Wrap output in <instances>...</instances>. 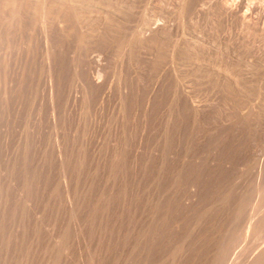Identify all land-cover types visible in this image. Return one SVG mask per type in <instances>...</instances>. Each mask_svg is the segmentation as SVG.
Masks as SVG:
<instances>
[{"label":"rangeland","instance_id":"374dc122","mask_svg":"<svg viewBox=\"0 0 264 264\" xmlns=\"http://www.w3.org/2000/svg\"><path fill=\"white\" fill-rule=\"evenodd\" d=\"M210 5V0H0V264H114L117 255L120 264L140 256L147 262L140 264L255 263L264 233L249 236L256 229L247 226L260 218L253 211L264 218V100L257 105L264 57L239 27L219 25ZM241 78L249 79L251 89L242 104L227 86ZM245 108L250 112L229 134L227 119ZM227 145L242 155L233 157Z\"/></svg>","mask_w":264,"mask_h":264},{"label":"bare ground","instance_id":"6f19581e","mask_svg":"<svg viewBox=\"0 0 264 264\" xmlns=\"http://www.w3.org/2000/svg\"><path fill=\"white\" fill-rule=\"evenodd\" d=\"M211 1V8H212V14H214V16H215V18L220 22L219 23V25H221V26H225V25H230V28H232L233 26H235L236 28H238L239 27V29H240V32H242V34H243V37L245 38L244 40H246V41H248V42H250V40L251 39H253V42L252 43H254V44H256V46L258 47V53L259 52H261V55H262V57H264V0H210ZM208 8V7H207ZM134 12V11H133ZM43 17V16H42ZM41 17V18H42ZM44 19V18H43ZM213 20V19H212ZM105 21V20H104ZM214 21V20H213ZM107 22V21H106ZM211 22V21H210ZM211 23H215V22H211ZM210 24V23H209ZM106 25V24H105ZM214 25H216L215 27H213V28H215V30L217 31L218 29L220 30V28H218V27H220V26H217V24H214ZM212 26V25H211ZM212 28V27H211ZM228 28V27H227ZM226 28V29H227ZM223 29H225V28H223ZM233 29V28H232ZM215 30H214V32H215ZM228 30V29H227ZM226 30V31H227ZM107 31V30H106ZM212 31H213V29H212ZM222 31V30H221ZM234 31V30H233ZM223 32V31H222ZM235 32H237L236 31V29H235ZM239 32V33H240ZM213 33V32H212ZM229 33V32H228ZM213 34H215V33H213ZM218 34V33H217ZM216 35V34H215ZM214 35V36H215ZM222 34L220 33V36H221ZM223 35H224V32H223ZM226 35V34H225ZM224 35V36H225ZM232 35V34H231ZM236 35V34H235ZM219 36V35H218ZM5 38V37H4ZM214 38V37H213ZM240 37H238V39L237 40H239V43H240V39H239ZM211 39V38H210ZM218 39H221V38H218ZM223 39V38H222ZM234 41V40H233ZM246 41L244 42V43H246ZM238 42V41H237ZM242 42H243V40H242ZM11 43V42H10ZM14 43V42H13ZM251 43V42H250ZM230 44V43H229ZM12 45H14V44H12ZM11 45V46H12ZM243 45V44H242ZM246 45V44H245ZM251 45V44H250ZM249 45V46H250ZM253 45V44H252ZM211 46V45H210ZM240 46V45H239ZM254 46V45H253ZM255 46V47H256ZM18 47V46H17ZM218 47V46H217ZM244 47H246V46H243V48ZM242 48V47H241ZM249 48V47H248ZM251 48V47H250ZM249 48V49H250ZM256 50H257V48H255ZM216 50V49H215ZM242 50V49H241ZM13 51H15V49L13 50ZM16 51H17V49H16ZM244 51H247L246 50V48L244 49ZM243 51V52H244ZM12 52V51H11ZM225 52V51H224ZM216 53V52H215ZM219 53V52H218ZM251 53V52H250ZM244 54H245V52H244ZM248 54V53H247ZM11 55V54H10ZM111 55V54H110ZM227 57H229V56H227ZM125 59V58H124ZM48 60V59H47ZM59 60V59H58ZM215 60V59H214ZM213 60V61H214ZM227 62V61H226ZM19 63V62H18ZM238 63H240V59H238ZM237 63V64H238ZM242 63H243V61H242ZM257 63V62H256ZM241 64V63H240ZM244 64V63H243ZM12 65V64H11ZM242 65V64H241ZM18 66V65H17ZM8 67V66H7ZM22 67V66H21ZM62 67V66H61ZM237 67V66H236ZM242 68V67H241ZM247 68V67H246ZM263 68H264V65H263ZM243 69H245V68H243ZM219 70H220V68H219ZM229 70V69H228ZM246 70V69H245ZM252 70V69H251ZM217 71V70H216ZM11 72V71H10ZM98 72V71H97ZM182 71H180V73H181ZM210 72H212V70H210ZM240 72V71H239ZM243 72V70L241 71V73ZM246 72H247V70H246ZM256 72V71H255ZM27 73V72H26ZM81 73V72H80ZM183 74H184V72H182ZM181 73V74H182ZM2 74V73H1ZM192 74H194V73H192ZM221 74V73H220ZM223 74V73H222ZM231 74H232V72H231ZM262 74V73H261ZM225 75V74H224ZM244 75V74H243ZM246 75H247V73H246ZM184 76V75H183ZM207 76V75H206ZM231 76V75H230ZM233 76V75H232ZM231 76V77H232ZM240 77L242 76V75H239ZM250 76V75H249ZM244 77H246L245 75H244ZM195 78V77H194ZM209 78H210V76H209ZM232 78H234V77H232ZM248 77H246V79H247ZM201 79V78H200ZM213 79V78H212ZM228 79H229V77H228ZM260 79V78H259ZM76 80V79H75ZM181 80V79H180ZM249 80V79H248ZM248 80H245V79H243V78H241L240 79V81L239 82H233V79H231V80H229V83H227V86H229V89H228V92H229V95H230V97L232 98L233 97V94L235 93V92H238V94H235V96L237 97V100H238V103H241L242 101H245V98H244V95H243V93L244 92H248L249 93V91H251V89L249 88V85H248ZM52 81V80H51ZM195 81V80H194ZM199 81V80H198ZM183 83V82H182ZM195 83V82H194ZM257 83H258V81H257ZM260 83V82H259ZM8 84V83H7ZM192 84H193V82H192ZM195 84H197V83H195ZM199 84V83H198ZM197 84V85H198ZM187 85V84H186ZM200 85V84H199ZM56 86V85H55ZM104 86V85H103ZM199 87V86H198ZM179 88H180V86H179ZM178 88V89H179ZM183 88V87H182ZM185 88V87H184ZM190 88H192V87H190ZM216 88V87H215ZM260 88H264V76H263V78H262V83H261V87ZM26 89V88H25ZM187 89V88H186ZM24 90V89H23ZM192 90V89H191ZM205 90V89H204ZM212 90V89H211ZM259 90V89H258ZM26 92V91H25ZM198 92V91H197ZM196 92V93H197ZM204 92V91H203ZM214 92V91H213ZM254 92V91H253ZM253 92H251V93H253ZM200 94V93H199ZM227 94V93H226ZM51 95H52V93H51ZM176 95V94H175ZM197 95V94H196ZM248 95V94H247ZM13 96V95H12ZM177 96V95H176ZM220 96V95H219ZM9 97V96H8ZM49 97V96H48ZM54 97V96H53ZM195 97V96H194ZM196 97H198V96H196ZM224 97V96H223ZM226 97V96H225ZM7 98V97H6ZM51 98V97H50ZM118 98V97H117ZM257 98H259V99H257V105H258V101H259V104L260 103H262V100H264V90L262 91V92H259V94H258V96H257ZM10 99V98H9ZM178 99V98H177ZM221 99V98H220ZM223 99H225L226 100V98H223ZM223 99H221V100H223ZM256 99V98H255ZM254 99V100H255ZM12 100V99H11ZM49 100H51V99H49ZM118 100V99H117ZM116 100V101H117ZM37 101V100H36ZM35 101V102H36ZM213 101V100H212ZM227 102H228V100H226ZM225 101V102H226ZM14 102V101H13ZM32 102V101H31ZM55 102V101H54ZM57 102V101H56ZM178 102V101H177ZM181 102V101H180ZM183 102V101H182ZM255 102V101H254ZM264 102V101H263ZM27 103V102H26ZM60 103V102H59ZM36 104H38V103H36ZM52 104H54V103H52ZM70 104H72V103H70ZM223 104V103H222ZM242 104V103H241ZM240 104V105H241ZM245 104V103H244ZM250 104V103H249ZM256 104V103H255ZM49 105V104H48ZM57 105V104H56ZM55 104H54V107L56 106ZM180 105V104H179ZM218 105V104H217ZM261 105V104H260ZM264 105V104H263ZM262 105V106H263ZM10 106V105H9ZM188 106V105H187ZM255 106V105H254ZM38 107V106H37ZM213 107V106H212ZM256 107V106H255ZM261 107V106H260ZM264 107V106H263ZM262 107V108H263ZM15 108H17V107H15ZM185 108V107H184ZM217 108V107H216ZM226 108V107H225ZM6 109V108H5ZM79 109V108H78ZM220 109V108H219ZM227 110H228V107L226 108ZM1 110V109H0ZM21 110V109H20ZM20 110H19V112H20ZM167 110V109H166ZM178 110V109H177ZM195 110V109H194ZM218 110V109H217ZM224 110V109H223ZM226 110V111H227ZM239 110V111H238ZM248 110V112H250L249 110L250 109H244V110H240V109H236V111H238L236 114H235V116L234 117H232V116H230L228 119H227V121H226V123H227V130H228V133L230 134V132L232 131V130H236V128L235 129H233V127H234V125L236 124V123H238V122H242V117H243V115L245 114V111H247ZM255 110V108H253V111ZM3 111V110H2ZM10 111V113H11V110H9ZM78 111H80V110H78ZM171 111V110H170ZM235 111V112H236ZM261 112H262V110H260ZM59 112V111H58ZM197 112V111H196ZM229 112V111H228ZM256 112V111H255ZM257 112H258V110H257ZM4 113V112H3ZM5 113H6V111H5ZM67 113V112H66ZM189 113H190V111H189ZM211 113H213V112H211ZM262 113H264V112H262ZM25 114V113H24ZM214 114V113H213ZM229 114H230V112L227 114V116H229ZM233 113H231V115H232ZM255 115H256V113H254ZM6 115H7V113H6ZM17 115V114H16ZM68 115V114H67ZM79 115V114H78ZM165 115V114H164ZM163 115V116H164ZM177 115V114H176ZM252 115V114H251ZM262 115V114H261ZM18 116V115H17ZM28 116V115H27ZM38 116H40V115H38ZM74 116V115H73ZM207 116V115H206ZM19 117V116H18ZM52 117V116H51ZM210 117V116H209ZM226 117V116H225ZM246 117V116H245ZM244 117V118H245ZM38 118V117H37ZM172 117H170V119H171ZM200 118V117H199ZM212 118V117H211ZM227 118V117H226ZM251 118H253V117H251ZM260 118H262V117H260ZM20 119V118H19ZM255 119H256V117H255ZM16 120V119H15ZM17 120H18V118H17ZM31 120V119H30ZM244 120V119H243ZM250 120V119H249ZM24 121V120H23ZM199 121H201V120H199ZM208 121V120H207ZM251 121V120H250ZM253 121V120H252ZM259 121V120H258ZM0 122H1V120H0ZM6 122V121H5ZM69 122V121H68ZM79 122V121H78ZM164 122V121H163ZM210 122V121H209ZM220 122V121H219ZM246 121H244V123H245ZM257 122V121H256ZM7 123V122H6ZM5 123V124H6ZM53 123V122H52ZM59 123H61V122H59ZM179 123V122H178ZM183 123V122H182ZM212 123V122H211ZM243 123V124H244ZM250 123V122H249ZM264 123V122H263ZM2 124V123H1ZM24 124V123H23ZM29 124H30V122H29ZM33 124V123H32ZM66 124H67V122H66ZM71 124V123H70ZM175 124V123H174ZM224 124V123H223ZM222 124V126H224ZM243 124H241L242 126H243ZM256 124V123H255ZM258 124H260V123H258ZM17 125V124H16ZM188 125V124H187ZM236 125H238V124H236ZM239 125H240V123H239ZM240 125V126H241ZM245 125H247V124H245ZM32 126V125H31ZM173 126V125H172ZM250 126H251V124H250ZM259 126V125H258ZM258 126H256L257 128H258ZM264 126V125H263ZM14 127H15V125H14ZM29 127H30V125H29ZM32 127H34V126H32ZM40 127V126H39ZM188 127V126H187ZM239 126H237V128H238ZM246 127H248V126H246ZM253 127V126H252ZM251 127V128H252ZM43 128V127H42ZM59 128V127H58ZM183 128V127H182ZM204 128V127H203ZM206 128V127H205ZM213 128V127H212ZM245 128V127H244ZM262 128V127H261ZM260 128V129H261ZM264 128V127H263ZM31 129V128H30ZM168 129V128H167ZM224 129H226V128H224ZM246 129V128H245ZM244 129V130H245ZM254 129V128H253ZM253 129H252V131H253ZM256 129V128H255ZM259 129V128H258ZM60 130V129H59ZM125 130V129H124ZM164 130V129H163ZM239 130V129H238ZM29 131V130H28ZM34 131V130H33ZM39 131V130H38ZM41 131V130H40ZM43 131V130H42ZM225 131V133H226V130H224ZM242 131H243V129H242ZM247 131V130H246ZM251 131V132H252ZM3 132H5V131H3ZM14 132H15V130H14ZM22 132V131H21ZM184 132V131H183ZM186 132V131H185ZM193 132V131H192ZM202 132V131H201ZM236 132V131H235ZM240 132H241V130H240ZM249 132V131H248ZM10 133V132H9ZM38 133V132H37ZM56 133V132H55ZM182 133V132H181ZM191 133V132H190ZM194 133H196V132H194ZM232 133V132H231ZM237 133H239V131H237ZM242 133V132H241ZM243 133H245L244 131H243ZM242 133V134H243ZM247 133V132H246ZM255 133V132H254ZM257 133V132H256ZM12 134V133H11ZM10 134V135H11ZM17 134V133H16ZM115 134V133H114ZM141 134V133H140ZM162 134V133H161ZM184 134V133H183ZM201 134V133H200ZM203 134V133H202ZM228 134V135H229ZM247 134H249V133H247ZM251 134V133H250ZM258 134H260V132L258 133ZM257 134V135H258ZM24 135V134H23ZM80 135V134H79ZM177 135V134H176ZM196 135H198V134H196ZM195 135V136H196ZM226 135V134H225ZM238 135V134H237ZM244 135V134H243ZM256 134H255V137L257 136ZM58 136V135H57ZM73 136V135H72ZM185 136V135H184ZM213 136H215V135H213ZM239 136H241V135H239ZM246 136H248V135H246ZM252 136V135H251ZM260 136H261V134H260ZM12 137V136H11ZM59 137V136H58ZM197 137V136H196ZM195 137V138H196ZM217 136H215V138H216ZM219 137V136H218ZM225 137V136H224ZM233 137H234V135H233ZM195 138H193V139H195ZM220 138H222V137H220ZM239 139L240 138H243V137H238ZM245 138V137H244ZM250 138V137H249ZM259 138V137H258ZM190 139V138H189ZM229 139V138H228ZM228 139H225L226 141L228 140ZM233 139H235V138H233ZM263 139V138H262ZM185 140V139H184ZM200 140V139H199ZM202 140V139H201ZM236 140H237V136H236ZM242 140V139H241ZM246 140H247V138H246ZM245 140V141H246ZM252 140V139H251ZM251 140H249V141H251ZM136 141V140H135ZM213 141V140H212ZM215 141V140H214ZM229 141H231V139L229 140ZM229 141H228V143H229ZM12 142H13V140H12ZM206 142V141H205ZM221 142V141H220ZM236 141H234V143H235ZM241 142V141H240ZM244 142V141H243ZM222 143V142H221ZM238 143V142H237ZM245 143V142H244ZM242 144V145H245V144ZM247 143H249L248 141H247ZM38 144V143H37ZM62 144V143H61ZM76 144V143H75ZM78 144V143H77ZM81 144V143H80ZM172 144V143H171ZM170 144V145H171ZM174 144V143H173ZM178 144V143H177ZM224 144V143H223ZM226 144H227V142H226ZM229 144H232L233 145V142L232 143H229ZM239 144V143H238ZM238 144L236 145V147L238 146ZM250 144H251V142H250ZM22 145H24V144H22ZM183 145H184V143H183ZM195 145V144H194ZM218 145V144H217ZM220 145V144H219ZM249 144H247V146H248ZM21 146V145H20ZM32 146H33V144H32ZM79 146V145H78ZM172 146V145H171ZM170 146V147H171ZM180 146V145H179ZM226 146V145H225ZM231 145H227V147L229 148L228 150H230V147ZM240 146V145H239ZM246 146V147H247ZM15 147V146H14ZM43 147V146H42ZM65 147V146H64ZM244 146H242V149L245 151V149L243 148ZM264 147V146H263ZM44 148V147H43ZM191 148V147H190ZM194 148V147H193ZM196 148V147H195ZM195 148H194V150H195ZM199 148V147H198ZM234 148H235V145H234ZM240 148V147H239ZM79 149V148H78ZM172 149V148H171ZM174 149V148H173ZM226 149V148H225ZM9 150V149H8ZM193 150V149H192ZM191 150V151H192ZM232 150V149H231ZM230 150V151H231ZM240 150V149H239ZM20 151H22V150H20ZM48 151V150H47ZM87 151V150H86ZM166 151V150H165ZM174 151V150H173ZM199 151V150H198ZM212 151H214V149H212ZM223 151V150H222ZM237 151V149H235V152ZM258 151V150H257ZM178 152H180V151H178ZM185 152V151H184ZM193 152V151H192ZM216 152V151H215ZM229 152V151H228ZM240 152V151H239ZM262 152V151H261ZM69 153V152H68ZM112 153V152H111ZM200 153V152H199ZM202 153V152H201ZM203 153H205V152H203ZM207 153H209V152H207ZM232 153H233V157H235L234 155H237L238 153L236 152L235 154H234V151L232 150ZM256 153V152H255ZM11 154V153H10ZM37 154V153H36ZM35 154V155H36ZM66 154V153H65ZM139 154V153H138ZM169 154V153H168ZM167 154V155H168ZM183 154V153H182ZM216 154V153H215ZM246 154V153H245ZM244 154V155H245ZM249 154V153H248ZM259 154V153H258ZM61 155H62V153H61ZM171 155V154H170ZM175 155V154H174ZM197 155V154H196ZM214 155V154H213ZM242 155V154H241ZM240 154H238L237 156H241ZM243 155V156H244ZM251 155V154H250ZM249 155V156H250ZM261 155V154H260ZM64 156V155H63ZM160 156V155H159ZM173 156V155H172ZM242 156V157H243ZM258 156V155H257ZM31 157V156H30ZM198 157V156H197ZM217 157V156H216ZM245 157H247V155L245 156ZM252 157V156H251ZM263 157V156H262ZM261 157V158H262ZM65 158V157H64ZM151 158V157H150ZM191 158V157H190ZM210 158V157H209ZM237 158V157H236ZM244 158V157H243ZM254 158V157H253ZM253 158H252V160H253ZM26 159V158H25ZM47 159V158H46ZM59 159H60V157H59ZM62 159V158H61ZM116 159V158H115ZM146 159V158H145ZM162 159H164V158H162ZM182 159H183V157H182ZM204 159V158H203ZM220 160H222L221 159V157L219 158ZM245 159V158H244ZM247 159L249 160V157H247ZM255 159V158H254ZM257 159V158H256ZM255 159V160H256ZM42 160V159H41ZM45 160V159H44ZM150 160V159H149ZM189 160V159H188ZM201 160V159H200ZM206 160V159H205ZM215 160H217V159H215ZM30 161V160H29ZM66 161V160H65ZM64 161V162H65ZM225 161H227V159L225 160ZM243 161V162H242ZM241 161V163L243 164L244 163V160H242ZM247 161V160H246ZM260 161H262V160H260ZM259 160H258V162H260ZM48 162V161H47ZM64 162H62V163H64ZM159 162V161H158ZM157 162V163H158ZM178 162V161H177ZM239 162V161H238ZM238 162H236V163H238ZM253 162H254V160H253ZM145 163V162H144ZM163 163V162H162ZM176 163V162H175ZM192 163V162H191ZM210 163V162H209ZM220 163V162H219ZM228 163V162H227ZM232 163V162H231ZM179 164V163H178ZM177 164V165H178ZM190 164V163H189ZM201 164V163H200ZM203 164V163H202ZM222 164V163H221ZM225 164V163H224ZM107 165V164H106ZM160 165V164H159ZM230 166L232 165V164H229ZM179 166V165H178ZM182 166V165H181ZM204 166V165H203ZM206 166V165H205ZM210 166V165H209ZM238 166V165H237ZM236 166V167H237ZM239 166H241V165H239ZM248 165H246V167H247ZM260 166V165H259ZM263 166V165H262ZM13 167V166H12ZM15 167V166H14ZM32 167V166H31ZM159 167V166H158ZM243 166H241L240 168H242ZM38 168V167H37ZM50 168V167H49ZM160 168V167H159ZM162 168V167H161ZM163 168H164V166H163ZM185 168V167H184ZM225 168V167H224ZM223 168V169H224ZM249 168V167H248ZM257 168H258V166H257ZM261 168V166L259 167V169ZM5 169V168H4ZM10 169V168H9ZM171 169V168H170ZM227 169V168H226ZM233 169V168H232ZM16 170V169H15ZM178 170V169H177ZM177 170H175V171H177ZM187 170V169H186ZM200 170H201V168H200ZM207 170H208V168H207ZM237 170V169H236ZM239 170H242V169H239ZM238 170V171H239ZM244 170V169H243ZM246 170V169H245ZM253 170V169H252ZM258 170V169H257ZM172 171V170H171ZM174 171V170H173ZM192 170H190V172H191ZM202 171V170H201ZM231 171V170H230ZM237 171V172H238ZM247 171V170H246ZM9 172V171H8ZM12 172V171H11ZM17 172V170L15 171V173ZM37 172V171H36ZM46 172V171H45ZM189 172V171H188ZM232 172V171H231ZM234 172H236L235 171V169H234V171L232 172V173H234ZM237 172L236 173H234V174H237ZM240 172V171H239ZM245 172V171H244ZM259 172V171H258ZM1 173V172H0ZM3 173V172H2ZM10 173V172H9ZM192 173V172H191ZM194 173V172H193ZM199 173V172H198ZM205 173V172H204ZM228 173V172H227ZM181 174V173H180ZM9 175V174H8ZM17 175V174H16ZM197 175V174H196ZM228 175V174H227ZM245 175V174H244ZM248 175V174H247ZM247 175H245V176H247ZM19 176V175H18ZM67 176V175H66ZM199 176V175H198ZM201 176V175H200ZM205 176H206V174H205ZM225 176H226V174H225ZM225 176H223L224 178H225ZM237 176V175H236ZM236 176H234V177H236ZM239 176V175H238ZM238 176H237V179H238ZM7 177H9V176H7ZM176 177H177V175H176ZM233 176L230 178V177H228V178H230L231 180L234 178ZM242 177H244V176H242ZM13 178V177H12ZM49 178V177H48ZM75 178V177H74ZM250 178V177H249ZM140 179V178H139ZM206 179H207V177H206ZM230 179H228V181L229 182H231L230 181ZM245 179H247L246 177H245ZM24 180V179H23ZM49 180V179H48ZM183 180V179H182ZM210 180V179H209ZM217 180V179H216ZM215 180V181H216ZM224 180V179H223ZM225 180H227L226 178H225ZM234 180V179H233ZM244 180V179H243ZM261 180V179H260ZM15 181H16V179H15ZM65 181V180H64ZM111 181V180H110ZM159 181V180H158ZM170 181H172V180H170ZM214 181V182H215ZM1 182V181H0ZM9 182V181H8ZM19 182V181H18ZM72 182V181H71ZM134 182V181H133ZM200 182V181H199ZM233 182H235V184H236V181L234 180ZM2 183V182H1ZM148 183V182H147ZM168 183V182H167ZM187 183V182H186ZM224 183V182H223ZM226 183H227V181L223 184V186H226ZM238 184H239V180H238V182H237ZM243 183V182H242ZM251 183V182H250ZM249 183V184H250ZM22 184V183H21ZM41 185H42V182L40 183ZM165 184V183H164ZM228 184H230V183H228ZM227 184V185H228ZM235 184H233V185H235ZM244 184H245V180H244ZM3 185V184H2ZM134 185V184H133ZM232 185V184H231ZM232 185V186H233ZM237 185V184H236ZM16 186H19V185H16ZM43 186V185H42ZM137 185H135V187H136ZM144 187L146 186V185H143ZM153 186V185H152ZM162 186L163 185H161V188H162ZM165 186V185H164ZM163 186V187H164ZM192 187H193V185H191ZM240 186V185H239ZM242 186H243V184H242ZM241 186V187H242ZM249 186V185H248ZM74 187V186H73ZM138 187V186H137ZM141 187V186H140ZM143 187V188H144ZM154 187V186H153ZM176 187H178V186H176ZM182 187V186H181ZM191 187V188H192ZM214 187H215V185H214ZM229 187V186H228ZM250 188L251 187H253V185L252 186H249ZM5 188V187H4ZM39 188V187H38ZM160 188V189H161ZM216 188V187H215ZM221 188V187H220ZM223 188V187H222ZM249 188V190H251ZM145 189H146V187H145ZM149 189V188H148ZM150 189H151V187H150ZM160 189H158L159 190V192L160 191H163V190H160ZM163 189V188H162ZM179 189H181V188H179ZM227 189V188H226ZM229 189H230V187H229ZM233 189V188H232ZM241 189H243V188H241ZM245 189H247V188H245ZM45 190V189H44ZM137 190V189H136ZM144 190V189H143ZM151 190H154L153 188L151 189ZM165 190V189H164ZM167 190H169V189H167L166 188V190L165 191H167ZM208 190V189H207ZM225 190V189H224ZM223 190V191H224ZM237 190V189H236ZM248 190V189H247ZM253 190V189H252ZM262 190V189H261ZM33 191H34V189H33ZM39 191V190H38ZM109 191V190H108ZM148 191V190H147ZM184 191V190H183ZM195 191V190H194ZM206 191V190H205ZM204 191V192H205ZM226 191V190H225ZM239 191H241V190H239ZM243 191V190H242ZM254 191V190H253ZM66 192V191H65ZM129 192V191H128ZM153 192V191H152ZM173 192V191H172ZM196 192V191H195ZM229 193H231L232 194V191H228ZM234 192V191H233ZM244 192H245V190H244ZM247 192V191H246ZM257 192V191H256ZM23 193H24V191H23ZM43 193V192H42ZM73 192H71V194H72ZM177 193H179V191L177 192ZM216 193V192H215ZM228 193V194H229ZM260 193V192H259ZM25 194V193H24ZM155 194V193H154ZM157 194V193H156ZM174 194H175V192H174ZM194 194V193H193ZM224 194V193H223ZM227 194V193H226ZM241 194V193H240ZM239 194V195H240ZM31 195V194H30ZM153 195V194H152ZM167 195V194H166ZM169 195V194H168ZM218 195V194H217ZM216 195V196H217ZM225 195V194H224ZM232 195H234V194H232ZM263 195H264V193H263ZM263 195H262V197H263ZM72 196V195H71ZM206 196V195H205ZM243 196V195H242ZM33 197V196H32ZM134 197V196H133ZM207 197V196H206ZM218 197V196H217ZM225 197H227V195L225 196ZM236 197H237V195H236ZM240 197H241V195H240ZM244 197V196H243ZM242 197V198H243ZM258 197H260V196H258ZM257 197V198H258ZM262 197H260L259 199H261ZM162 198H164V197H162ZM229 199H230V197H228ZM235 197L233 196V199H234ZM264 198V197H263ZM134 199H136V198H134ZM169 199H170V196H169ZM173 199V198H172ZM176 199V198H175ZM223 199V198H222ZM224 199H226V198H224ZM224 199H223V201H224ZM251 199V198H250ZM255 199V198H254ZM47 200V199H46ZM179 200V199H178ZM185 200V199H184ZM209 200V199H208ZM236 200V199H235ZM244 200V199H243ZM241 201V203H243L244 201H246V202H244V204L246 205L247 204V200H246V197H245V200L244 201ZM264 200V199H263ZM71 201V200H70ZM226 201H227V199H226ZM230 201V200H229ZM239 201H240V199H239ZM238 201V202H239ZM257 201V200H256ZM1 202V201H0ZM68 202V201H67ZM74 202V201H73ZM136 202V201H135ZM177 202V201H176ZM187 202V201H186ZM206 202V201H205ZM231 202V201H230ZM238 202L236 203L237 205H238ZM248 202H249V200H248ZM3 203V202H2ZM80 203V202H79ZM133 203H134V201H133ZM147 203V202H146ZM171 203V202H170ZM175 203V202H174ZM179 203V202H178ZM188 203V202H187ZM223 204H224V202H222ZM241 203H239V204H241ZM249 203H251V202H249ZM254 203H255V201H254ZM260 203V202H259ZM1 204V203H0ZM19 204V203H18ZM150 204V203H149ZM169 204V203H168ZM167 204V205H168ZM180 204V203H179ZM192 203L190 202V205H191ZM235 204V205H236ZM243 204V207L245 206ZM257 204H258V202H257ZM261 204V203H260ZM45 205V204H44ZM85 205H86V203H85ZM220 205V204H219ZM222 205V204H221ZM225 205V204H224ZM234 205V206H235ZM237 205H236V208H237ZM255 205H256V203H255ZM22 206V205H21ZM56 206V205H55ZM71 206V205H70ZM69 206V207H70ZM146 206H147V204H146ZM173 205L171 204V208H173L172 207ZM181 206V205H180ZM187 206H189V205H187ZM191 206H193V205H191ZM248 206V204L246 205V207ZM253 206V205H252ZM77 207V206H76ZM142 207H144V206H142ZM142 207H141V210H146V209H142ZM149 207V206H148ZM161 207V206H160ZM169 207H170V205H169ZM169 207H167L168 209H169ZM177 207H179L178 205H177ZM182 207V206H181ZM242 206H240V208H241ZM242 207V208H243ZM85 208V207H84ZM127 208H128V206H127ZM130 208H132L131 206H130ZM190 207H188V209H189ZM192 208V207H191ZM205 208V207H204ZM220 208V207H219ZM241 208V209H242ZM174 209V208H173ZM178 209V208H177ZM182 209V208H181ZM214 209V208H213ZM226 209H228V208H226ZM234 210H235V208H233ZM232 209V210H233ZM241 209H239V211H241ZM243 209H245V208H243ZM242 209V210H243ZM130 210V209H129ZM174 210H176V209H174ZM185 210V212H186V208L184 209ZM233 210V211H234ZM237 210V209H236ZM247 211L249 210L250 211V209H246ZM257 210H258V208H257ZM24 211V210H23ZM161 211V210H160ZM173 211V210H172ZM214 211V210H213ZM216 211V210H215ZM247 211H245V214H244V216H246L247 214H246V212ZM253 210H251L250 212H252ZM138 212H140V210H138ZM143 212V211H142ZM167 212V210L165 211V213ZM177 212V211H176ZM181 212V211H180ZM183 212V211H182ZM203 212V211H202ZM209 212H212V211H209ZM208 212V213H209ZM235 212V211H234ZM233 212V213H234ZM243 212V211H242ZM254 212H256V211H253V214L254 215H257L258 217H260L259 219H255L254 220V222H250L249 223V225H248V223H246L248 226L247 227H249L250 228V230H251V228H253L252 230H258V231H253V232H255V233H248V235L249 236H251L252 234H256L257 232H260V229H261V231L264 233V218L262 219L261 218V216H259L258 214H255ZM100 213V212H99ZM141 213V212H140ZM165 213H163V214H165ZM170 213V212H169ZM179 213V212H178ZM226 213V212H225ZM241 213V212H240ZM244 213V212H243ZM243 213L241 214V215H243ZM80 214V213H79ZM146 214V213H145ZM162 214V213H161ZM171 214V213H170ZM215 214V213H214ZM249 214V213H248ZM135 215H137V213L135 214ZM138 215H140V214H138ZM137 215V216H138ZM167 215V214H166ZM224 215V214H223ZM222 215V216H223ZM228 215V213L226 214V216ZM235 215H237V214H235ZM240 215V214H239ZM252 215V214H251ZM144 216V215H143ZM168 216H170L169 214H168ZM168 216H167V218H168ZM216 216V215H215ZM225 216V217H226ZM229 216V215H228ZM250 215H248V219L250 220V217H252L251 219H253L254 217H256V216H250ZM263 216V215H262ZM15 217H16V215H15ZM132 217V216H131ZM140 217V216H139ZM186 217V216H185ZM188 217V216H187ZM211 217V216H210ZM8 218V217H7ZM164 218H166V216L164 217ZM175 218H176V216H175ZM189 218V217H188ZM204 218V217H203ZM230 218H232V217H230ZM230 218H228V219H226V220H229ZM240 218H241V216H240ZM243 218V217H242ZM15 219V218H14ZM181 219V217H179V220ZM182 219H185V218H182ZM211 219V218H210ZM209 219V220H210ZM235 219H236V217H235ZM234 219V220H235ZM239 219V218H238ZM79 220V219H78ZM132 220H133V218H132ZM136 220V219H135ZM142 220V219H141ZM155 220V219H154ZM153 220V221H154ZM164 220V219H163ZM166 220H169V219H166ZM177 220H178V218H177ZM208 220V221H209ZM3 221V220H2ZM10 221V220H9ZM126 221V220H125ZM138 221H140V220H138ZM201 221H203V220H201ZM207 221V222H208ZM216 221V220H215ZM222 221V220H221ZM230 221V220H229ZM233 221V220H232ZM236 221H238L237 219H236ZM136 222V221H135ZM162 222H164V221H162ZM176 222L177 221H175V222H173V223H175L176 224ZM182 222H185V221H182ZM188 222V221H187ZM194 222V221H193ZM213 222V221H212ZM211 222V223H212ZM231 222V221H230ZM243 222V221H242ZM242 222H239V223H241V224H245V222L244 223H242ZM247 222V221H246ZM39 223V222H38ZM80 223V222H79ZM142 223H144V221H142ZM141 222H140V225L142 224ZM158 223V222H157ZM166 223V222H165ZM171 223V222H170ZM169 223V224H170ZM178 223L179 222H177V227L179 226L178 225ZM215 223V222H214ZM232 223V222H231ZM231 223H229V224H231ZM131 224H133L132 222H131ZM137 223H135V225H136ZM148 224V223H147ZM146 223H145V225H147ZM153 224V223H152ZM162 224V223H161ZM167 224V223H166ZM182 224H184V223H182ZM191 223H189V225H190ZM208 224V223H207ZM216 224V223H215ZM228 224V223H227ZM233 224H234V222H233ZM240 224V225H241ZM251 224V225H250ZM76 225V224H75ZM143 225V224H142ZM155 225V224H154ZM160 225V224H159ZM184 225H186L187 226V224H184ZM243 225H241V227H239V225H238V227L239 228H243L244 226ZM12 226V225H11ZM137 226V225H136ZM135 226V227H136ZM173 226V228L175 227L174 225H172ZM229 226V225H228ZM234 226H236L235 224L232 226V227H234ZM155 227V226H154ZM188 227V226H187ZM190 227V226H189ZM213 227V226H212ZM230 227V226H229ZM231 227V228H232ZM247 227H245V229L247 228ZM146 228V227H145ZM153 228V227H152ZM158 228V227H157ZM162 228V227H161ZM168 228H170V227H168L167 226V229ZM179 228V227H178ZM178 228H176L177 230H178ZM238 228V229H239ZM35 229V228H34ZM138 230H140V232H141V229L143 230V228H137ZM167 229L166 228H163V230H165V232H167L168 233V231H167ZM175 229V228H174ZM180 229V228H179ZM194 229H196V228H194ZM193 229V230H194ZM208 229H210V228H208ZM134 231H136L135 230V228L133 229ZM137 230V231H138ZM150 230V229H149ZM170 231H171V228L169 229ZM187 230V229H186ZM192 230V229H191ZM197 230H198V228H197ZM196 230V231H197ZM200 230H202V229H200ZM207 230V229H206ZM223 230V229H222ZM233 230V229H232ZM242 230V229H241ZM249 230V229H248ZM6 231V230H5ZM133 231V232H134ZM160 231V230H159ZM169 231V232H170ZM27 232V231H26ZM130 232V231H129ZM128 232V233H129ZM131 232H132V230H131ZM139 232V231H138ZM147 232V231H146ZM148 232H150V231H148ZM147 232V233H148ZM155 232H156V230H155ZM161 232V231H160ZM180 232V231H179ZM211 232V231H210ZM217 232H219L220 233V231H217ZM248 232V231H247ZM252 232V231H251ZM261 232V233H262ZM2 233V232H1ZM137 232H135V234H136ZM151 233V232H150ZM154 233V232H153ZM171 233V232H170ZM182 233V232H181ZM207 233V232H206ZM205 233V234H206ZM219 233L217 234L218 236H219ZM4 234V233H3ZM131 235H133L132 233H130ZM134 234V235H135ZM144 234V233H143ZM142 234V235H143ZM149 234V233H148ZM147 234V235H148ZM161 234H163V232L161 233ZM175 234H177V232L175 233ZM179 234V233H178ZM184 234V233H183ZM194 234V233H193ZM223 234V233H222ZM245 234H246V231H245ZM29 235V234H28ZM134 235H133V237H134ZM147 235H145V236H147ZM164 235V234H163ZM194 235H196V234H194ZM204 235V234H203ZM210 235H213L212 233L210 234ZM209 235V236H210ZM232 235V234H231ZM247 235V234H246ZM253 235V236H254ZM137 236V235H136ZM138 236H140V235H138ZM145 236H144V238H145ZM185 236V235H184ZM189 236V235H188ZM192 236V235H191ZM198 236V235H197ZM259 236H260V234H259ZM132 237V236H131ZM142 237V236H141ZM164 237H165V235H164ZM164 237H161L162 239L164 238ZM167 237V236H166ZM175 237H176V235H175ZM174 237V238H175ZM183 237V236H182ZM181 237V238H182ZM193 237V236H192ZM203 237V236H202ZM207 237V236H206ZM213 237V236H212ZM225 237V239H227L226 238V235L224 236ZM229 237H230V235H229ZM232 237H233V235H232ZM248 237V236H247ZM261 237V236H260ZM260 237H258V238H260ZM262 237H264V236H262ZM135 238V237H134ZM151 238V237H150ZM158 238V237H157ZM156 238V239H157ZM168 238H170L169 236L167 237V238H165V240L167 239L168 240ZM180 238V239H181ZM187 238V237H186ZM189 238V237H188ZM191 238V237H190ZM216 238H218V237H216ZM215 238V239H216ZM236 238V237H235ZM241 238V237H240ZM3 239V238H2ZM5 239H6V237L4 238V242H5ZM10 239V238H9ZM19 239V238H18ZM21 239V238H20ZM33 239V238H32ZM116 239H118V238H116ZM154 239V238H153ZM161 239V240H162ZM183 239V238H182ZM192 239V238H191ZM212 239H214V238H212ZM233 239V238H232ZM231 239V240H232ZM11 240V239H10ZM9 240V241H10ZM132 240H134V239H132ZM135 240H137V239H135ZM134 240V241H135ZM143 240V239H142ZM146 240V239H145ZM166 240V241H167ZM172 240V239H171ZM188 240V239H187ZM207 240H209L208 239V237H207V239H206V241ZM237 240V239H236ZM243 240H245V239H243ZM242 240V241H243ZM139 241H140V239H139ZM159 241V240H158ZM179 241V240H178ZM194 241V240H193ZM196 241V240H195ZM233 241V240H232ZM242 241H240V239H239V242H242ZM133 242V241H132ZM136 242H138V240L136 241ZM144 242H146V241H144ZM147 242H148V240H147ZM155 242V241H154ZM162 242H165V241H163L162 240ZM177 242V241H176ZM182 242V241H181ZM190 242V241H189ZM205 242V241H204ZM234 242V241H233ZM245 242V241H244ZM119 243V242H118ZM135 243V242H134ZM150 243V242H149ZM170 243H172V241L170 242ZM202 243V242H201ZM37 244V243H36ZM132 244V243H131ZM131 244H130V246H131ZM144 244V243H143ZM151 244V243H150ZM155 244V243H154ZM164 244V243H163ZM184 244V243H183ZM199 245H200V243H198ZM213 244V243H212ZM234 244V243H233ZM239 244V243H238ZM117 245V244H116ZM161 245L162 244H160V247H161ZM175 245V244H174ZM180 245V244H179ZM195 245H197V244H195ZM224 245V244H223ZM232 245V244H231ZM18 246V245H17ZM24 246V245H23ZM133 246H134V244H133ZM138 246H140V245H138ZM147 246H149V245H147ZM158 246V245H157ZM186 246V245H185ZM189 246H191V245H189ZM204 246H206V244L204 245ZM208 246V245H207ZM233 246V245H232ZM241 246V245H240ZM3 247V246H2ZM25 247V246H24ZM103 247V246H102ZM135 247V246H134ZM145 247V246H144ZM150 247V246H149ZM156 247V246H155ZM163 247V246H162ZM165 247H167V246H165ZM169 247V246H168ZM172 247V246H171ZM170 247V248H171ZM177 248H178V246H176ZM188 247V246H187ZM192 247H193V245H192ZM199 247V246H198ZM210 247H212L211 246V244H210V246H209V248ZM219 247V246H218ZM234 247V246H233ZM104 248V247H103ZM141 248V247H140ZM146 248V247H145ZM144 248V249H145ZM148 248V247H147ZM169 248V249H170ZM175 248V247H174ZM182 248V247H181ZM190 248V247H189ZM197 248V247H196ZM231 248V247H230ZM135 249V248H134ZM134 249H133V251H134ZM158 249V248H157ZM173 249V248H172ZM172 249H170V250H172ZM184 249V248H183ZM213 249V248H212ZM242 249H244V248H242ZM257 249V248H256ZM2 250V249H1ZM0 250V251H1ZM155 250V249H154ZM167 250V249H166ZM176 251H177V249H175ZM197 250V249H196ZM226 250H228V249H226ZM229 250H231L232 251V249H229ZM248 250V249H247ZM17 251H18V249H17ZM50 251H51V249H50ZM142 251V250H141ZM159 251V250H158ZM161 251L163 252H165V250L163 249H161ZM194 251H195V249H194ZM199 251V250H198ZM208 251V250H207ZM257 251V250H256ZM131 251L129 250V253H130ZM161 252V253H162ZM173 252V251H172ZM171 252V253H172ZM204 252H205V249H204ZM213 252V251H212ZM227 252V251H226ZM128 253V254H129ZM182 253V252H181ZM180 253V254H181ZM188 253V252H187ZM198 253V252H197ZM205 253H207V252H205ZM210 253H211V250H210ZM33 254H34V252H33ZM107 254V253H106ZM119 254V253H118ZM164 254V253H163ZM166 254V253H165ZM174 255H176V253H173ZM202 254V253H201ZM238 254V253H237ZM244 254V253H243ZM40 255V254H39ZM52 255H54V254H52ZM116 255V254H115ZM136 255V254H135ZM148 255H150V253L148 254ZM169 255H170V253H169ZM172 255V254H171ZM252 255H254V253H252ZM47 256V255H46ZM109 256H112V255H109ZM152 256V255H151ZM177 256H179V255H177ZM183 256V255H182ZM181 256V257H182ZM214 255H212V257H213ZM228 256V255H227ZM235 255H233L232 257H234ZM238 256V255H237ZM43 257V256H42ZM60 257V256H59ZM132 257V256H131ZM131 257H127L128 259L127 260H129ZM168 257V256H167ZM211 256H209V258H210ZM215 257V256H214ZM213 257V258H214ZM231 257V258H232ZM240 257V256H239ZM251 257V256H250ZM41 258V257H40ZM47 258V257H46ZM126 258V257H125ZM171 258H173V257H171ZM170 258V259H171ZM184 258H185V256H184ZM202 258V257H201ZM208 258V257H207ZM227 258H230V255H229V257H227ZM254 258V260H255V263L252 261H249L248 263H250V264H264V245L262 244L261 245V247L258 249V251L256 252V254H255V256L253 257ZM50 259V258H49ZM66 258H64V260H65ZM132 259V262H131V264H140L141 262H143L144 260H145V258H143V257H141L140 256V258L139 259H136L135 257H134V260H133V258H131ZM185 259H187V258H185ZM184 259V260H185ZM196 259V258H195ZM203 259H205L204 257H203ZM251 259V258H250ZM126 260V259H125ZM125 260H123L124 262H125ZM152 260V259H151ZM158 260V259H157ZM199 260V259H198ZM209 260V259H208ZM213 260V259H212ZM227 260V259H226ZM247 260V259H246ZM33 261V260H32ZM40 261H42V259L40 260ZM69 261V260H68ZM121 261H122V258L120 257V255H117L116 256V260H115V263L114 264H120L121 263ZM131 261V260H130ZM129 261V262H130ZM163 261H165V260H163ZM194 261V260H193ZM202 261V260H201ZM205 261V260H204ZM210 261V260H209ZM209 261H207V263L209 262ZM219 261V260H218ZM217 261V262H218ZM248 261V260H247ZM50 262V261H49ZM156 262V264H157V261H155ZM160 262H162V261H160ZM159 262V263H160ZM203 262V261H202ZM240 262V261H239ZM244 262V261H243ZM242 262V263H243ZM128 263V262H127ZM144 263H147V262H145L144 261ZM143 263V264H144ZM154 263V262H153ZM195 263V262H194ZM201 263V262H200ZM199 263V264H200ZM226 263H227V261H226ZM247 263V264H248ZM38 264V263H37ZM148 264H150V263H148ZM161 264V263H160ZM164 264V263H163ZM196 264V263H195ZM209 264V263H208ZM210 264H211V262H210ZM229 264H231L230 262H229Z\"/></svg>","mask_w":264,"mask_h":264}]
</instances>
